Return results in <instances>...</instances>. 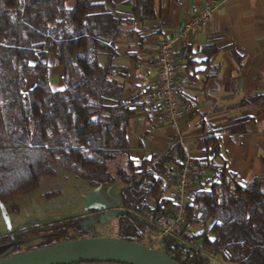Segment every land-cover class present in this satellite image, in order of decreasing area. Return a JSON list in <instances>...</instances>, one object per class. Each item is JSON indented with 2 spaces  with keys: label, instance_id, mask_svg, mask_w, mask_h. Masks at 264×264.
<instances>
[{
  "label": "trees",
  "instance_id": "obj_1",
  "mask_svg": "<svg viewBox=\"0 0 264 264\" xmlns=\"http://www.w3.org/2000/svg\"><path fill=\"white\" fill-rule=\"evenodd\" d=\"M113 1L0 0V204L17 213L10 203L58 171L92 189L119 184L123 213L114 238L139 244L155 232L170 202L169 180L187 157L178 142L151 160L130 155L128 131L145 111L144 93L130 89L131 101L123 100L128 70L113 64L114 41L129 23L116 16ZM156 1L127 0L134 23L154 21ZM53 67L64 70L62 89L50 83ZM204 144L213 158L219 155L217 140L207 137ZM212 169L217 181L202 185L194 168L186 235L165 238L160 252L178 264H205L203 253L230 264H264V176L240 184L226 169ZM85 221L12 232L0 236V248L11 246L14 256L85 239ZM33 239L40 242L18 251Z\"/></svg>",
  "mask_w": 264,
  "mask_h": 264
},
{
  "label": "crops",
  "instance_id": "obj_2",
  "mask_svg": "<svg viewBox=\"0 0 264 264\" xmlns=\"http://www.w3.org/2000/svg\"><path fill=\"white\" fill-rule=\"evenodd\" d=\"M212 1L219 7L211 21L175 48L185 110L175 128H169L157 89L158 42ZM113 2L116 16L129 23L114 41L113 64L128 70L123 100L131 101L130 89L144 93L145 111L128 131L131 157L151 160L178 142L202 185L217 181L213 167L235 174L240 184L264 176V0H157L156 19L142 24L134 23L127 0ZM106 62L100 59L102 66ZM63 72L61 67L49 69L52 87L62 89ZM207 137L219 143L216 158L212 146L204 144Z\"/></svg>",
  "mask_w": 264,
  "mask_h": 264
},
{
  "label": "rangeland",
  "instance_id": "obj_3",
  "mask_svg": "<svg viewBox=\"0 0 264 264\" xmlns=\"http://www.w3.org/2000/svg\"><path fill=\"white\" fill-rule=\"evenodd\" d=\"M51 85L54 86V80H51ZM120 189L119 184L92 189L85 181L76 179L66 172L58 171L56 177L43 178L34 192L18 196L10 203L9 209L17 208V213L10 212L9 215L11 232L0 214V236L69 219L86 218L83 228L87 238H114L117 217L123 213ZM95 201L98 202L97 206L93 204ZM94 207L96 210L93 211ZM199 233L200 230L189 231L192 236ZM151 240V236L145 239L147 243ZM39 242V239L30 240L24 243L18 251H23L27 247H35ZM200 243L198 242L199 245ZM159 248L157 244L154 250L160 252ZM11 255H13L11 246L0 248V260ZM202 256L205 264H230L221 261L219 256L207 257L204 253ZM195 263L196 261L193 260L188 262V264Z\"/></svg>",
  "mask_w": 264,
  "mask_h": 264
},
{
  "label": "built area",
  "instance_id": "obj_4",
  "mask_svg": "<svg viewBox=\"0 0 264 264\" xmlns=\"http://www.w3.org/2000/svg\"><path fill=\"white\" fill-rule=\"evenodd\" d=\"M219 3L212 1L199 10L190 20L186 21L179 30L165 34L158 42L155 67L157 70V89L163 105L164 120L169 128H175L178 120L183 115L185 103L179 97V85L177 84V66L175 63V48L183 45L192 38L198 30L209 23ZM194 164L188 160L184 168L178 172L177 177L171 183L170 202L168 207L155 221V232L148 235L152 240L139 243L151 250L161 244L165 238L182 239L186 235L187 205L186 200L193 192ZM147 237V238H148ZM196 261V260H194ZM195 264H201L196 261Z\"/></svg>",
  "mask_w": 264,
  "mask_h": 264
},
{
  "label": "water",
  "instance_id": "obj_5",
  "mask_svg": "<svg viewBox=\"0 0 264 264\" xmlns=\"http://www.w3.org/2000/svg\"><path fill=\"white\" fill-rule=\"evenodd\" d=\"M1 217L11 232V220L6 207L0 204ZM178 264L165 254L138 243L116 238H85L61 242L48 247L20 253L0 260V264Z\"/></svg>",
  "mask_w": 264,
  "mask_h": 264
}]
</instances>
